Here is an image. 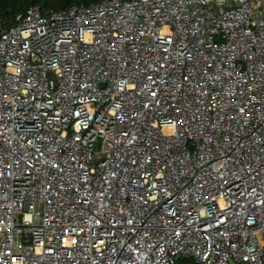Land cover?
Here are the masks:
<instances>
[{
  "label": "built area",
  "instance_id": "built-area-1",
  "mask_svg": "<svg viewBox=\"0 0 264 264\" xmlns=\"http://www.w3.org/2000/svg\"><path fill=\"white\" fill-rule=\"evenodd\" d=\"M178 257L264 264V0L0 19V264Z\"/></svg>",
  "mask_w": 264,
  "mask_h": 264
},
{
  "label": "trees",
  "instance_id": "trees-1",
  "mask_svg": "<svg viewBox=\"0 0 264 264\" xmlns=\"http://www.w3.org/2000/svg\"><path fill=\"white\" fill-rule=\"evenodd\" d=\"M101 0H0V19L9 20L17 13L24 12L31 5H39L45 10H59L74 3L89 4ZM178 264H194L192 259L179 257Z\"/></svg>",
  "mask_w": 264,
  "mask_h": 264
},
{
  "label": "water",
  "instance_id": "water-1",
  "mask_svg": "<svg viewBox=\"0 0 264 264\" xmlns=\"http://www.w3.org/2000/svg\"><path fill=\"white\" fill-rule=\"evenodd\" d=\"M93 160L96 161V158H94Z\"/></svg>",
  "mask_w": 264,
  "mask_h": 264
},
{
  "label": "rangeland",
  "instance_id": "rangeland-1",
  "mask_svg": "<svg viewBox=\"0 0 264 264\" xmlns=\"http://www.w3.org/2000/svg\"><path fill=\"white\" fill-rule=\"evenodd\" d=\"M179 258V257H178Z\"/></svg>",
  "mask_w": 264,
  "mask_h": 264
}]
</instances>
